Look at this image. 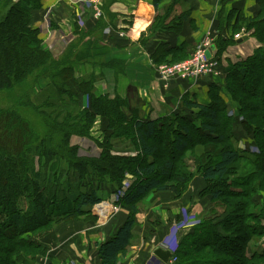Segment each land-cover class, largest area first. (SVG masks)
Segmentation results:
<instances>
[{
    "label": "trees",
    "instance_id": "16d2710c",
    "mask_svg": "<svg viewBox=\"0 0 264 264\" xmlns=\"http://www.w3.org/2000/svg\"><path fill=\"white\" fill-rule=\"evenodd\" d=\"M256 3L259 14L253 18L237 15L235 24L238 28H233V32L243 27L256 38L259 47L251 57L227 69L226 77V87L232 92V98L237 95L242 98L238 103L241 114H245L242 117L246 123L244 133L255 140L258 154L251 162L253 171L246 180L236 182L235 191L228 190V201H224V205L229 212L220 211L224 216L222 221L213 223L219 214L217 211L181 238L174 264H264V253L247 255V246L252 239L264 233L260 226L263 210L259 213L253 210L254 196L258 191H264V0H256ZM0 4L3 9L0 15V92L32 88L30 93L37 92L38 98L42 99L40 105L32 108L34 116L43 123L41 131L36 132L31 122L21 115L20 104L0 108V264L28 262L27 258L18 259V254L14 255L16 249L24 247L23 236L36 233L52 221L61 223L83 216L85 209L101 202L96 192L82 188L83 180L87 177L97 179L98 175L108 171L117 173V165L126 164L135 167L133 169L142 181L123 199V210L127 212L125 221L97 247L101 264H116L118 256L125 253L130 244L137 208L143 198L151 192L178 195L175 185L162 183L175 171V161L168 151L172 147L175 153H183L190 142L175 139L171 145L172 129L167 127L158 132L153 120L142 122L133 118L132 125L128 126L127 113L131 111L136 116L141 109V101L133 87H127L125 96L112 97L97 89L96 85L104 79V72L114 68V61H107L109 50L124 45L127 40L117 34L111 17L102 16L92 29L76 31L75 38L55 59L43 49L38 30L32 26L35 15L42 8L41 0H0ZM108 27L112 29L105 41L103 33ZM234 43L232 40L228 44ZM162 62L153 56L156 67L169 63ZM88 67L90 71L77 74V68ZM33 87L38 89L35 91ZM84 97L89 100V106L82 110L79 101ZM221 102L215 98L207 108L200 106L199 110L205 119V132L219 136V141H226L228 134L231 138L233 132H228L220 121ZM24 103L32 106L31 102ZM187 107L191 108V105L187 104ZM97 116L106 119L111 148L119 149V141L133 133L138 139L142 159L128 160L110 155L108 140H104L106 146L100 157L77 156L76 150L68 145L70 138L78 133L87 134ZM248 121H257L260 127L249 125ZM33 124L35 127V122ZM37 133H44L39 146L36 145ZM157 134H161L167 143L165 148L157 140ZM49 156L61 163L59 179L64 178L62 183L60 180L55 184L46 183L42 168H36V158ZM240 156L238 150L224 149L201 172L202 179L208 184L203 195L209 196L216 208V202L223 198L225 191L220 187L221 192L211 194L209 190L213 183L219 184L230 174ZM149 158L152 161L147 162ZM183 182L181 179L179 184ZM28 264L39 263L32 259Z\"/></svg>",
    "mask_w": 264,
    "mask_h": 264
},
{
    "label": "crops",
    "instance_id": "0c3cea01",
    "mask_svg": "<svg viewBox=\"0 0 264 264\" xmlns=\"http://www.w3.org/2000/svg\"><path fill=\"white\" fill-rule=\"evenodd\" d=\"M89 2L91 1L41 0L40 11L47 12V15L37 12L32 26L39 29L44 50L51 51L52 46L55 50L58 49L60 41L65 39V34H70L73 39L77 35L76 31H87L95 26L97 18H94V8ZM101 14L103 17H111L117 34L124 33L127 38L124 45L109 50L107 61H114V68L107 70V77L104 73V80L110 85L105 93L125 96L127 87H133L136 96L141 102L144 101L147 108L157 115H163L164 111L174 106L182 96L206 100L208 86L215 80L212 77H203L196 83L178 79L162 81L157 73V65L153 63V56L163 62L186 60L202 40L211 36L214 43L210 56L215 59L220 42L240 35L241 38L235 39L234 45L227 49L223 57L230 49L233 50L230 54L236 55L240 46L253 42V39L243 32V27L233 32V28H238L235 24L236 16L240 14L245 18L256 17L259 14V6L256 0H102ZM43 17H49L51 20L52 32L49 38H46L43 32ZM111 29H105V41ZM66 47L67 45L63 50ZM202 187L200 185L198 189L201 190ZM194 198L192 205L189 204L193 212L202 215L216 214V207L209 196L203 199L207 202L203 201L201 206H196L199 198ZM254 204L255 213H259L260 207L263 210L260 226L264 229L263 191L257 192ZM144 207L141 206L136 213V224L130 244L125 253L118 256L116 264H151L153 261H156L155 264H163L153 253L162 248L171 250L173 256H176L177 250L166 246L165 239L169 237L170 231L178 233V247L181 238L199 225L197 223L194 226L182 227L177 200L148 206L146 210ZM159 207L161 210L156 213ZM85 210V215L89 217L80 216L72 228L62 226L50 235L54 240L49 243V251L52 254L38 260L39 264H101L97 247L125 221L127 212L120 210L113 215L110 223H104L105 228H99V224H96L97 227L94 225L97 218L95 209L92 207ZM223 218V214L219 212L213 223H218ZM180 232L182 237L179 236ZM254 253H264V233L260 237H254L247 246V255Z\"/></svg>",
    "mask_w": 264,
    "mask_h": 264
},
{
    "label": "rangeland",
    "instance_id": "374dc122",
    "mask_svg": "<svg viewBox=\"0 0 264 264\" xmlns=\"http://www.w3.org/2000/svg\"><path fill=\"white\" fill-rule=\"evenodd\" d=\"M11 1L16 2L17 0ZM2 12L3 9L0 4V15L3 14ZM40 14H43L45 16L47 15V12L43 13V11H40ZM45 21L49 23V29L52 31L50 18L43 17V32L45 33V30H47ZM37 30L39 33V29ZM243 32L249 35V37L253 39V42L250 45L247 44L245 46H240L239 51L236 55L230 54V52L233 51L230 49L228 53L223 57L227 49L229 47H232V44L228 43H231L232 40L235 41L234 37L230 38V40H228L227 42H223L218 45L217 50L220 49L222 50V52H217L214 61L217 67H219L217 69L219 71V76L214 77L215 81L209 84L206 100L194 99L193 96H182L174 106L170 107V109L167 108L164 111L163 115H157V113L152 112L149 108H147L143 101L140 102L139 107H141V109L140 111H138L139 113L136 116H133L131 111L127 113L128 126L132 125V122L134 120L133 118H136L142 122L153 120L156 125V131L158 132H163L165 129H167V127H170L172 129L173 134L169 137L171 145H174L175 139L185 141L186 143L190 142V145L187 147V151L179 154L175 153L172 150V147H168V149H171L168 151L169 155L175 161L173 163L175 171L170 173L167 180H162V183L166 185H175L178 190V195L176 196L173 193L157 194L151 192L140 202V205L142 207L145 206L144 209L146 210L148 206H157V204L160 205L161 202L171 203L175 200L179 201V210L182 216L179 222L183 224L182 227L187 226V220L188 222L196 221L197 223H201V221L205 218L211 217L210 213H205L204 215H202V213H197L196 211L193 212L191 210L193 208H191L190 205H192L193 199H195L194 197H198L199 200L196 201V206H201L202 202L204 201L203 199L207 196L203 195V192L206 190L208 184L202 179L201 172L208 163H211V161L216 160L219 157V154L220 152H222V150L227 148L238 150V153L241 155V159L234 163V165L230 169V174L222 182H220L219 184L213 183L211 189L209 190L211 194L217 191L221 192L222 190L219 189L220 187H222L223 191H225V194L222 195L223 198L216 202L218 204L216 211L220 212L224 209L226 212H229V209L224 205V201H228L226 198V194L231 190L235 191L234 185L237 184L236 182L243 181V179L246 180V178L250 176L253 171L251 162L253 158L258 154V151L257 147L254 144L255 140L253 139V137L245 134L243 130V125H246V123H244L245 119H243L242 117H245V114H241L238 103V100L242 101V98H239L237 95V98H234L236 100L235 101L232 98V92H229L226 87V77L228 75L229 68L251 57L253 55V52L259 47L258 41L255 37L251 36L250 32L246 33L244 29ZM45 37L49 38L46 33ZM64 37L65 39L64 41H60L61 43L58 49L55 50L52 46L51 51H46L49 52V54L55 59H58L62 55V53L65 51L63 50V48L66 45H69L73 40L70 34H65ZM211 38L213 39L212 43H214V38ZM178 62L179 61L169 62L167 63V65L176 64ZM221 64L223 67H221ZM162 65L164 64H161L159 66ZM84 70L90 71V68L88 67L84 69H76L77 74L79 75L84 74L86 72ZM104 73H106L107 77V71ZM100 82V84L96 86L100 88L101 91L108 92L110 86L108 85L109 82L104 79L100 80ZM31 89L32 88H30L29 90H25L24 87L23 89L19 88L13 91H1L0 108H10L12 107V104H20L19 106L21 108V115L31 122L33 129L37 132V130L41 131V129L43 128V123L40 120L37 121L38 118L34 116L35 110L32 108L33 106L40 105L42 99L41 97L38 98L39 94H37V92L36 94L30 93ZM36 89L38 88L33 87V90L36 91ZM109 92L111 93V91ZM215 98L222 101V110L219 112L221 118L220 121L223 122L228 132H233L231 133V138H229L228 134V139L226 141H219V136H210L209 133L205 132V130L203 129L205 119L204 116H202V112H200L199 107L204 106L207 108V106L211 104L215 100ZM23 99L25 102H31L32 106L28 107V105H25ZM187 104H190L191 108H188ZM150 105L151 104L149 103V106ZM79 106L82 110L87 109L89 106V100L84 97L83 101H79ZM133 107H135V105H133ZM142 109L144 110V112H141ZM21 115L19 116L21 117ZM34 122L35 127L33 124ZM247 123L249 125H258L257 121H248ZM258 127L260 126L258 125ZM107 135L111 134L106 127V119L104 117L97 116L93 124L90 125L87 134L78 133V135L72 136L68 145L70 148H74L76 150L77 156L92 159L94 157H100V155L104 152L103 146H106L104 140H108V152L110 155L125 158L128 160H135L138 158L142 159L138 139L133 133H131V136H125L119 141V149H113L114 147L111 148L112 143L110 142V139H107L110 138ZM43 137L44 133H37V146H39V143L42 141ZM156 138L157 140L162 142V146L163 148H165L167 143L164 141L162 135L157 134ZM113 142L117 143L116 141ZM101 144L102 147H100ZM149 160L152 161L149 158L147 162H149ZM35 162L37 169L42 168L41 173L46 183H48V181H51V184H55L59 180L62 183L64 178L62 177V179H59L61 175L59 170L61 167V163L58 164L59 160H57L56 158H52V156H49V158L41 157L40 160L39 158H36ZM125 165L126 164L117 165V173L108 171L107 174L102 173L98 175V177H96L97 179L87 177V179L83 180L82 188L84 187V190L86 191L90 190V192H96V196L101 199L100 203H108L113 207L115 206V208L117 207L119 211L122 210L124 197L131 191L134 185L139 183L140 180L142 181V177L133 169L135 167H133L132 165ZM181 179H184V182L182 184H179V181ZM200 185L203 186L201 190L198 189ZM236 189H239V187ZM204 202H207V200H205ZM50 205L54 206V204ZM140 205L137 209L141 207ZM159 210H161V207H159V209H156L155 212L157 213ZM253 210L254 212L256 211V209ZM259 211H262L261 207ZM84 216L89 217L85 214ZM95 216L97 218L95 219L96 221H94V225L99 224V228H105L103 226L104 223H110L113 217L112 216L108 220L103 221L100 220L97 215ZM157 219H159V217H157ZM260 220H262V218ZM78 221L79 218L76 217L71 218L68 221L65 220V222L61 223L52 221L51 223H49V225L38 230L36 233H29L27 235H24V247L19 248L18 250L16 249L14 251V255L18 254V259L23 257L27 258L28 262H32L33 259L35 263H38V260H41L46 256L50 257V254L52 253L49 251V243L50 240L54 241L53 239H51L50 235H53V233H55L57 230H60L62 226L72 228L77 224ZM179 236L182 237L181 232L179 233ZM177 237V232L173 233L170 231L169 237L165 239L167 243L166 246H168L169 248H175L177 250ZM28 262H26L25 264H28Z\"/></svg>",
    "mask_w": 264,
    "mask_h": 264
},
{
    "label": "built area",
    "instance_id": "2783aa9c",
    "mask_svg": "<svg viewBox=\"0 0 264 264\" xmlns=\"http://www.w3.org/2000/svg\"><path fill=\"white\" fill-rule=\"evenodd\" d=\"M89 2L94 8L95 18H100L101 14V2L102 0H90ZM45 26L47 30L45 33L48 37L51 36V30L49 29V23L45 21ZM49 29V30H48ZM120 37H125L124 33H119ZM235 39H240V35H235ZM212 38L207 36L204 40H202L193 51L192 55L176 64L172 65H162L157 67V73L159 78L162 81H171L173 79L191 81L192 83H196L199 79L203 77H217L219 76V71L217 70V65L214 61L213 56H210V52L212 49ZM95 209V214L98 216L100 220L106 221L111 218L116 212H118V208L113 207L108 203H98L93 206ZM196 221L188 222L187 226L196 225ZM164 250V249H163ZM172 254L171 250H167ZM156 259V258H155ZM157 260V259H156ZM156 261H153L151 264H155ZM176 262V258L173 256L169 260V264H174Z\"/></svg>",
    "mask_w": 264,
    "mask_h": 264
},
{
    "label": "water",
    "instance_id": "95a60500",
    "mask_svg": "<svg viewBox=\"0 0 264 264\" xmlns=\"http://www.w3.org/2000/svg\"><path fill=\"white\" fill-rule=\"evenodd\" d=\"M244 40V39H243ZM242 41V40H241ZM239 41V42H241ZM154 256L158 258L163 264H169V260L172 257V254L169 251L158 248L154 251Z\"/></svg>",
    "mask_w": 264,
    "mask_h": 264
}]
</instances>
